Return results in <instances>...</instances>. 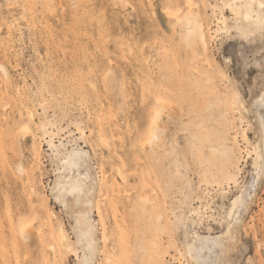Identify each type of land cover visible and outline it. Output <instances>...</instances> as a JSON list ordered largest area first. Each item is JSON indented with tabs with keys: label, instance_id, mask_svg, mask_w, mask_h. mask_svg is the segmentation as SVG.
<instances>
[{
	"label": "rangeland",
	"instance_id": "obj_1",
	"mask_svg": "<svg viewBox=\"0 0 264 264\" xmlns=\"http://www.w3.org/2000/svg\"><path fill=\"white\" fill-rule=\"evenodd\" d=\"M263 120L264 0H0V264H264Z\"/></svg>",
	"mask_w": 264,
	"mask_h": 264
},
{
	"label": "bare ground",
	"instance_id": "obj_2",
	"mask_svg": "<svg viewBox=\"0 0 264 264\" xmlns=\"http://www.w3.org/2000/svg\"><path fill=\"white\" fill-rule=\"evenodd\" d=\"M185 20H186V24L188 26L187 30L185 32V39L187 41H191V39L193 37L198 36L199 39L202 41V43L206 46L207 40H206V34L204 32V26L202 23H200L197 20L193 10L190 9L185 13ZM194 41H195V39H194ZM203 44H201V45H203ZM6 73H7V71L5 70V74ZM163 83H164V81H163ZM163 83H162V85H164ZM160 89H162V88H160ZM158 100L160 102H163L164 98L162 96H158ZM161 115H162V111L160 110V107H157L154 115L151 118V122L149 124V135H148L147 139L145 140L144 145L152 144V143H154V141H156L159 138V128H160L159 123L161 121ZM262 125H263L262 136H263V144H264V120L262 121ZM24 130H26V129H24ZM218 139L221 140V143H218V141H217ZM224 139H226V136H221L218 138V134L216 133V137L213 138V142L210 144V154H209V156L206 157V161L208 162L209 166L214 170V175H217V174L222 175V174L228 173V170H230L231 166L234 164V152L228 145H226V143L224 142ZM219 145H223L222 148H220ZM250 152H251V150H250ZM76 164H77V162L72 161V167H74V165H76ZM87 179H89V178H87ZM71 180L73 181V178H71ZM82 183H83L82 181L76 179V181H74L72 184V188L70 189V194L80 198L82 196V187H81ZM251 186L254 187V184H252ZM246 192H247V195H250V193H251V192H249V189H247V188H246ZM244 195H246V194H242V197ZM244 201H245L244 198H240L238 200L236 208H242L243 205L245 204ZM25 227H26V225H23V229ZM23 231L25 232V230H23ZM202 252H203L202 247L197 249V256L202 257V255H203Z\"/></svg>",
	"mask_w": 264,
	"mask_h": 264
}]
</instances>
